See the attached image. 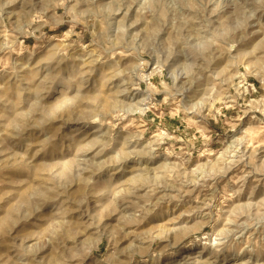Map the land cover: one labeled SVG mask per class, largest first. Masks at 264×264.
Listing matches in <instances>:
<instances>
[{
  "label": "rangeland",
  "instance_id": "374dc122",
  "mask_svg": "<svg viewBox=\"0 0 264 264\" xmlns=\"http://www.w3.org/2000/svg\"><path fill=\"white\" fill-rule=\"evenodd\" d=\"M205 263L264 264V0H0V264Z\"/></svg>",
  "mask_w": 264,
  "mask_h": 264
},
{
  "label": "bare ground",
  "instance_id": "6f19581e",
  "mask_svg": "<svg viewBox=\"0 0 264 264\" xmlns=\"http://www.w3.org/2000/svg\"><path fill=\"white\" fill-rule=\"evenodd\" d=\"M178 261V260H177ZM206 264V263H205Z\"/></svg>",
  "mask_w": 264,
  "mask_h": 264
}]
</instances>
